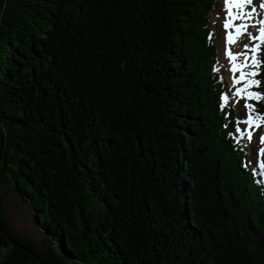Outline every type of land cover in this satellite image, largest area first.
I'll list each match as a JSON object with an SVG mask.
<instances>
[{"label": "trees", "instance_id": "1", "mask_svg": "<svg viewBox=\"0 0 264 264\" xmlns=\"http://www.w3.org/2000/svg\"><path fill=\"white\" fill-rule=\"evenodd\" d=\"M215 5L0 0V264H264V188L229 138L233 100L218 107ZM5 188L46 248L12 228Z\"/></svg>", "mask_w": 264, "mask_h": 264}, {"label": "snow or ice", "instance_id": "2", "mask_svg": "<svg viewBox=\"0 0 264 264\" xmlns=\"http://www.w3.org/2000/svg\"><path fill=\"white\" fill-rule=\"evenodd\" d=\"M225 10H228V6L231 5L240 11L237 13H230L231 21H229V17H225L224 29L226 35L224 37L225 48L224 55L228 60V68L227 71L230 73V84L229 91L222 92L218 98V107L221 111H224L226 108V104L232 98H240L245 101L243 107L246 110V118L237 119L235 121L236 127L234 128V132H229V138L233 139L237 147L240 146L241 142L247 136L249 142L253 139V131L260 128L264 125V114L257 113L258 117L261 119H253L250 109H253L254 105L248 103V100L253 101H264V92L252 91L254 87H259L261 85L260 79H255L254 77H258L260 75V69L264 68V61L259 60L257 56L260 53L261 47L264 46V20H257L255 24L248 23L254 14L257 12V7L254 5V0H223ZM246 6H252L251 11H244ZM258 7L260 9H264V0H259ZM237 20H245L246 22L243 24H235L234 21ZM258 27V35L253 36L250 31H248L251 27ZM230 28H234V34L229 32ZM247 35L248 43L243 45V50L238 53H232L228 50L229 44L237 43L241 37ZM258 41L259 43H254ZM251 53V55H249ZM243 62H239L240 60ZM251 67L254 70L249 72L247 69ZM214 72H217V68H213ZM223 81V78H221ZM238 85H243L242 87ZM234 89V91H231ZM227 119V114L225 116ZM244 124L246 127L241 128L240 125ZM227 127V124L224 125ZM251 129V131H250ZM260 143L264 144V134L260 135ZM259 154H264V147L259 149ZM252 175L264 177V162L257 159L255 167L252 168ZM262 188H264V179L256 181Z\"/></svg>", "mask_w": 264, "mask_h": 264}, {"label": "rangeland", "instance_id": "3", "mask_svg": "<svg viewBox=\"0 0 264 264\" xmlns=\"http://www.w3.org/2000/svg\"><path fill=\"white\" fill-rule=\"evenodd\" d=\"M254 5L257 7V12L254 14L253 18L250 21H247L248 23H251V24H255L257 20H264V9H260L258 7L259 0H254ZM224 8L225 6L223 3V0H216V5L214 9L211 10L208 15H209L210 27H212L214 30L216 41L218 43L219 50H220V61H221L220 68L222 70L224 69L223 73L225 76V82L227 85V89L229 91L230 73L227 71L228 61L224 55V48H225L224 37L226 35V32H225L223 25H224L226 16H228L229 21L232 22L230 13H237L240 10L234 8L231 5L228 6L227 11ZM251 8L252 6H246L244 8V11H251ZM245 22H246L245 20L234 21L235 24H243ZM258 27L259 25H257V27H251L248 29V31H250L253 36H257L259 34ZM228 31L234 34L235 29L230 28ZM248 42L249 41H248L247 35H244L243 37L240 38V40L237 43L229 44L228 49L232 53L241 52L243 50V45ZM254 43H259V42L256 41ZM249 55H251V53H249ZM259 57L260 56L258 55L257 58L259 59ZM239 62L242 63L243 60L241 59ZM253 70L254 69L251 67L247 69V71L249 72ZM238 86L242 87L243 85H238ZM251 90L253 91V89ZM231 91H234V89H231ZM232 100H233V105L236 107L238 119L246 118V110L243 107L245 101L240 98H232ZM247 102L250 103V100H248ZM248 111L251 112L253 119H259L253 109H250ZM240 127L244 128L246 127V125L241 124ZM261 134H264V128L262 127L253 131V139L250 142L247 139V136H245V138L243 139L245 141V144L250 148L252 163L254 166L256 165L257 159L264 162V154L258 155L259 149L264 147V144H261L260 139H259ZM259 177L261 179H264V177H261V176ZM5 192L6 194H5V201H4V213L10 225L12 226V228H14L18 233H20L25 238L32 240L33 242L38 244L41 248H46L48 242L44 238L45 234L40 231L38 225L36 224L33 211L30 209L28 204H26L25 202H22L11 188H8V189L5 188ZM6 250H7L6 248H0V261L3 259V254L6 253Z\"/></svg>", "mask_w": 264, "mask_h": 264}, {"label": "water", "instance_id": "4", "mask_svg": "<svg viewBox=\"0 0 264 264\" xmlns=\"http://www.w3.org/2000/svg\"><path fill=\"white\" fill-rule=\"evenodd\" d=\"M4 141L2 140V143H3ZM2 153H3V149L0 151V164H1V160H2Z\"/></svg>", "mask_w": 264, "mask_h": 264}, {"label": "bare ground", "instance_id": "5", "mask_svg": "<svg viewBox=\"0 0 264 264\" xmlns=\"http://www.w3.org/2000/svg\"><path fill=\"white\" fill-rule=\"evenodd\" d=\"M222 7H223V6H222ZM224 9H225V8H224ZM233 11H234V10H233ZM231 30H232V29H231ZM257 34H258V33H257ZM231 46H232V45H231ZM231 46H230V47H231ZM228 50H229V49H228ZM232 50H233V49H232ZM227 61H228V60H227ZM223 70H224V69H223Z\"/></svg>", "mask_w": 264, "mask_h": 264}]
</instances>
